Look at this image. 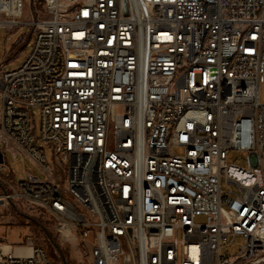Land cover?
Listing matches in <instances>:
<instances>
[{"label":"built area","instance_id":"1","mask_svg":"<svg viewBox=\"0 0 264 264\" xmlns=\"http://www.w3.org/2000/svg\"><path fill=\"white\" fill-rule=\"evenodd\" d=\"M10 3L0 27L35 41L0 68V144L46 179L0 164V212L44 214L86 264H264V0H46L29 22ZM17 249L0 264H56Z\"/></svg>","mask_w":264,"mask_h":264},{"label":"rangeland","instance_id":"2","mask_svg":"<svg viewBox=\"0 0 264 264\" xmlns=\"http://www.w3.org/2000/svg\"><path fill=\"white\" fill-rule=\"evenodd\" d=\"M26 6L23 22L31 20V13L35 19H45L51 16L46 8V0H25ZM35 41V34L30 27L22 25L16 29L0 27V65L5 71L15 70L24 64L32 51ZM260 101L264 104V84L261 86ZM0 100V115H1ZM36 134L41 136V117L39 112L35 111ZM47 155L49 164L54 169V174L58 178L59 172L62 173L68 169V165L61 168L55 164L53 152L48 145L39 142ZM0 150L4 154V173L10 180L20 182L27 173H33L41 179H46V175L40 170L38 165L32 162L21 151L12 148H6L0 144ZM229 163L238 166L244 170H249L247 158L239 153L234 152L229 159ZM245 179H248L245 177ZM199 222H204V218H199ZM94 242V238H89ZM9 243L21 247L39 246L45 249L48 255L56 264H86L87 254L79 249L78 244H68L61 241L54 225L47 216L35 210L23 208L20 215L15 212H0V243ZM242 244L241 239H237L235 246L225 249V252L235 253ZM28 247V248H29Z\"/></svg>","mask_w":264,"mask_h":264},{"label":"bare ground","instance_id":"3","mask_svg":"<svg viewBox=\"0 0 264 264\" xmlns=\"http://www.w3.org/2000/svg\"><path fill=\"white\" fill-rule=\"evenodd\" d=\"M6 3V5H4V8H6V10L10 13V14H16L18 13V10L14 9L13 5L10 3V0H0V3ZM24 252H30L31 249L29 248H24L23 249Z\"/></svg>","mask_w":264,"mask_h":264},{"label":"water","instance_id":"4","mask_svg":"<svg viewBox=\"0 0 264 264\" xmlns=\"http://www.w3.org/2000/svg\"><path fill=\"white\" fill-rule=\"evenodd\" d=\"M0 164H4V155L0 150Z\"/></svg>","mask_w":264,"mask_h":264},{"label":"crops","instance_id":"5","mask_svg":"<svg viewBox=\"0 0 264 264\" xmlns=\"http://www.w3.org/2000/svg\"><path fill=\"white\" fill-rule=\"evenodd\" d=\"M12 245H13V244H12ZM14 246H16V245H14ZM17 247H18L17 250H18L19 252H22V251H23V249H21V246H17Z\"/></svg>","mask_w":264,"mask_h":264}]
</instances>
